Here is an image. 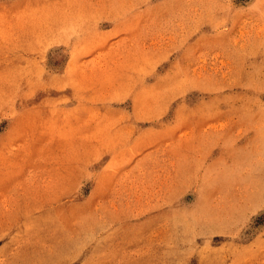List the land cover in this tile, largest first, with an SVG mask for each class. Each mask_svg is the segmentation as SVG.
Listing matches in <instances>:
<instances>
[{"label": "rangeland", "instance_id": "obj_1", "mask_svg": "<svg viewBox=\"0 0 264 264\" xmlns=\"http://www.w3.org/2000/svg\"><path fill=\"white\" fill-rule=\"evenodd\" d=\"M0 264H264V0H0Z\"/></svg>", "mask_w": 264, "mask_h": 264}]
</instances>
